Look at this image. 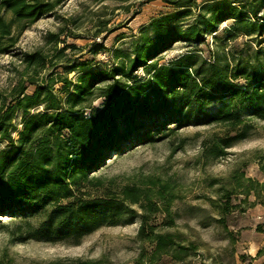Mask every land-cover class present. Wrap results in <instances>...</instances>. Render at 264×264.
<instances>
[{"label":"trees","instance_id":"1","mask_svg":"<svg viewBox=\"0 0 264 264\" xmlns=\"http://www.w3.org/2000/svg\"><path fill=\"white\" fill-rule=\"evenodd\" d=\"M62 0H0V54L13 48L25 29L51 12ZM103 1V0H94ZM205 13L198 14L185 28L170 27L175 19L187 16L180 11L156 17L140 31L130 53L115 52L120 65L92 71L83 62L81 73L72 82L63 79L66 92L56 95L52 81H38V74L49 65L41 52L23 57L24 78L10 92V102L0 94V139L8 143L0 152V216L18 215L27 219L42 216L32 227L30 239L69 240L78 243L84 236L104 227L117 225L121 217H134L139 227L140 249L134 264H203L195 261L199 245L179 230L172 204L177 196L169 180L147 176L137 183L116 185L114 179L89 177L102 161L103 153L114 150L126 133L139 131L143 120H152L179 105L193 118L220 129L203 148L212 159L226 155L235 142L248 136L245 115L264 122V0H210ZM227 20L229 30L246 37L255 36L256 50L251 58L210 53L196 47L177 55L168 65L159 57L175 44L203 45L205 36ZM149 31V33L147 32ZM232 40L235 35H229ZM222 38H215L221 50ZM64 49L57 52L61 55ZM52 64V61L50 62ZM74 71V69H71ZM144 72L142 79L136 76ZM35 86L25 93L24 84ZM102 99L100 108L91 104ZM219 101L215 112L207 106ZM42 106V112L31 110ZM88 111V116L84 113ZM19 113L21 129L13 125ZM122 125L124 132L119 131ZM141 130V129H140ZM17 133L13 139L12 133ZM264 170V158L257 159ZM217 184V183H215ZM230 188L221 184L217 209L220 222L232 209L230 197L241 190L247 203L264 206V177L260 182L235 172ZM240 214L244 211H239ZM264 235V221L256 226ZM264 257V245L254 259ZM243 264H252L240 256ZM0 264H12L5 253ZM51 264H65L57 260ZM70 264H100L95 260H72ZM221 264V263H218ZM264 264V263H261Z\"/></svg>","mask_w":264,"mask_h":264},{"label":"rangeland","instance_id":"2","mask_svg":"<svg viewBox=\"0 0 264 264\" xmlns=\"http://www.w3.org/2000/svg\"><path fill=\"white\" fill-rule=\"evenodd\" d=\"M53 1V0H50ZM210 0H62L51 12L28 26L18 42L7 52L0 54V94L10 102V92L24 78L23 57L41 52L48 56L49 65L38 74V81H52L54 94L65 96L63 79L72 82L81 73L77 67L86 62L92 71L109 70L120 65L115 52L130 53L132 45L140 37V31L151 19L187 11L188 15L169 23L170 27L185 28L200 13L204 2ZM233 1V0H230ZM264 17V10L260 14ZM233 20L221 23L215 32L205 36L203 45L177 43L159 57V65H168L177 55L196 47L205 56L210 53L232 57L251 58L257 49L255 36L246 37L235 33ZM149 33V31H147ZM229 35H235L228 40ZM215 38H222L225 49L221 50ZM264 40V34L261 38ZM260 47L264 48V42ZM64 49L61 55L57 52ZM52 61V64L50 62ZM71 69H74L72 71ZM136 76L143 78L144 72ZM25 93L32 94L35 86L24 84ZM102 99L92 102L100 108ZM220 106L213 101L207 106L210 113ZM42 106L31 114L42 112ZM191 111L179 105L152 120H143L139 131L126 133V139L114 150L104 152L102 161L89 177L114 179L116 185L137 183L147 176L161 177L174 186L177 198L172 204L179 230L199 245L195 261L203 264H243L240 256L252 264L264 263V257L254 259L264 245V235L256 226L264 221V206L251 204L254 197L242 199L241 190L231 197L232 205H239L219 221L216 208L221 184L229 189L231 176L243 173L245 178L262 181L264 170L259 158H264V122L245 115L248 124L247 138L235 142L226 155L212 159L203 148L218 127L204 124L202 118H193ZM19 113L14 114L13 125L21 129ZM124 132V127L119 126ZM141 129V130H140ZM17 139V133H12ZM8 143L0 139V152ZM217 183V184H215ZM134 217H121L114 226H104L84 236L78 243L69 240L30 239V226L36 227L42 216L23 219L18 215L0 216V254L5 253L12 264H51L62 260H95L100 264H134L142 247L137 240L139 218L137 207ZM244 211L240 214L239 211ZM160 264H172L163 258ZM199 264V263H197Z\"/></svg>","mask_w":264,"mask_h":264},{"label":"built area","instance_id":"3","mask_svg":"<svg viewBox=\"0 0 264 264\" xmlns=\"http://www.w3.org/2000/svg\"><path fill=\"white\" fill-rule=\"evenodd\" d=\"M88 113H89V112H88V111H86V112L84 113V116H88Z\"/></svg>","mask_w":264,"mask_h":264}]
</instances>
